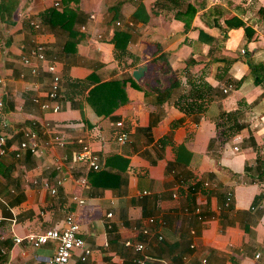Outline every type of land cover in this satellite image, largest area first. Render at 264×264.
Instances as JSON below:
<instances>
[{"label": "crops", "instance_id": "crops-1", "mask_svg": "<svg viewBox=\"0 0 264 264\" xmlns=\"http://www.w3.org/2000/svg\"><path fill=\"white\" fill-rule=\"evenodd\" d=\"M11 17L4 24L0 12V264H50L54 243L14 238L60 229L68 215L91 250L71 264H135L137 244L155 259L147 264H264V83L254 85V73L264 76V0H18ZM37 43L46 61L32 75L22 57ZM52 63L58 112L41 108ZM108 82L124 94L112 111L89 96ZM53 132L64 147L45 145ZM82 145L100 175L72 162Z\"/></svg>", "mask_w": 264, "mask_h": 264}, {"label": "built area", "instance_id": "built-area-1", "mask_svg": "<svg viewBox=\"0 0 264 264\" xmlns=\"http://www.w3.org/2000/svg\"><path fill=\"white\" fill-rule=\"evenodd\" d=\"M58 4L56 3L55 6ZM117 25H119L117 23ZM46 61L45 49L41 44H34L31 48H29L27 55L22 57V63L25 66L31 67V74L37 75L38 71V64ZM37 63V65H36ZM47 73L51 76V83L50 88L47 92V101L41 104V108L43 110L52 109L53 112H58L60 107L58 105V93L61 87V75L56 69L55 63L50 64L47 69ZM1 83V82H0ZM227 92V89L224 90V93ZM36 102L37 100L34 99ZM52 104V105H51ZM3 107V103L0 101V110ZM122 122H116L115 127L120 129L122 127ZM25 137L30 140H37V134L34 132H27L25 133ZM49 141L45 142L47 147L56 146V147H64L66 144V136L61 132H53L51 138L48 139ZM128 140L126 134L121 133L116 135V141L119 144H124ZM19 150H29L30 153L35 154L38 153V144L33 142L31 144H27L21 142L19 144ZM237 150V148H234ZM6 137L0 134V158L6 155ZM264 156V151L262 152ZM16 155V157H18ZM72 162L73 163H83L86 165L89 171L97 172L101 169L99 157L94 154V152L90 149L88 145H82L80 150L75 152L72 155ZM56 167H59L56 165ZM180 184H184L185 180L180 179L178 181ZM75 183L79 186L86 185V178H79L75 180ZM62 181H58L57 185H61ZM45 188L50 189L51 194H56V189L51 188L47 182L43 183ZM204 188H209V183L205 182L203 184ZM148 193L146 191L142 192L141 196H146ZM173 198L176 196L173 195ZM79 204H84V201L81 199L74 198ZM231 198L230 194H227L225 201L222 203V206L218 208V210L222 207L228 208L230 206ZM202 209L197 206L194 208L193 213L196 215L199 221L202 220ZM185 213H188V209L184 210ZM112 214L108 213L107 217H111ZM149 224L153 225L154 220L149 219ZM146 234V231H144ZM163 237L158 236L157 241L161 242ZM22 241L27 242L34 248H38L40 246L46 245L48 243H54V253L50 260V264H71V259L73 257V253L75 251H80V261L85 262L88 257L90 256L91 250L88 246H86L84 240L79 235V225L75 221L73 215H68L64 221V226L60 229H50L46 230L39 234H28L24 238H14V242L16 244L21 243ZM126 247H130V243L125 244ZM192 249L193 246H190ZM134 251L141 254V257L136 259L135 264H147L149 261L155 260L154 258L145 254V245L144 244H137L134 246ZM254 258L256 260L260 259V254H255ZM182 260H186V257H183ZM202 264H207L206 259H202Z\"/></svg>", "mask_w": 264, "mask_h": 264}, {"label": "trees", "instance_id": "trees-1", "mask_svg": "<svg viewBox=\"0 0 264 264\" xmlns=\"http://www.w3.org/2000/svg\"><path fill=\"white\" fill-rule=\"evenodd\" d=\"M169 1H174V0H169ZM18 5V0H0V12L4 14V24L7 25H12L13 22L11 20V15L14 13L16 7ZM187 7H191L189 4H187ZM192 9V8H191ZM193 10V9H192ZM194 13V10H193ZM118 19V18H116ZM135 21V20H134ZM119 34V33H117ZM203 34V33H201ZM209 41H212V38L208 36ZM250 66L251 72H255V69H257L255 66H252L251 64H248ZM264 83V76H260L257 73H254V85H260ZM122 86L121 83H116V82H108L101 84L95 88H93L90 91V102L93 104V106L98 107L99 104H108L109 105V111H112L118 103H123L124 102V94L121 91L120 87ZM100 97L96 100V97ZM187 154V151L183 148H179L178 152V158L177 162L186 165L188 164L189 161L183 160L182 157H179L181 153ZM97 175H100L102 172H95ZM222 201H225L223 198L221 199Z\"/></svg>", "mask_w": 264, "mask_h": 264}, {"label": "water", "instance_id": "water-1", "mask_svg": "<svg viewBox=\"0 0 264 264\" xmlns=\"http://www.w3.org/2000/svg\"><path fill=\"white\" fill-rule=\"evenodd\" d=\"M146 71V66H140L139 68H137L133 73L132 76L135 80H139L144 72Z\"/></svg>", "mask_w": 264, "mask_h": 264}]
</instances>
